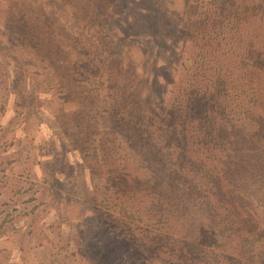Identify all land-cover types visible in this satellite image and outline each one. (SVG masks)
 Instances as JSON below:
<instances>
[{"label": "rangeland", "instance_id": "1", "mask_svg": "<svg viewBox=\"0 0 264 264\" xmlns=\"http://www.w3.org/2000/svg\"><path fill=\"white\" fill-rule=\"evenodd\" d=\"M258 233L264 0H0V264H264Z\"/></svg>", "mask_w": 264, "mask_h": 264}, {"label": "trees", "instance_id": "2", "mask_svg": "<svg viewBox=\"0 0 264 264\" xmlns=\"http://www.w3.org/2000/svg\"><path fill=\"white\" fill-rule=\"evenodd\" d=\"M252 237L253 238H248L243 236L241 238V243H243L246 248H252V251H256L258 257L264 258V236L258 233Z\"/></svg>", "mask_w": 264, "mask_h": 264}]
</instances>
